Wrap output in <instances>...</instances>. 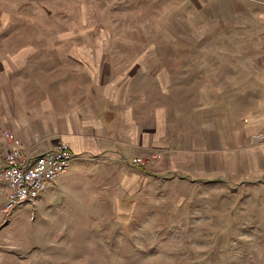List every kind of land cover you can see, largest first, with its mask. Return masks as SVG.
<instances>
[{"label": "rangeland", "instance_id": "obj_1", "mask_svg": "<svg viewBox=\"0 0 264 264\" xmlns=\"http://www.w3.org/2000/svg\"><path fill=\"white\" fill-rule=\"evenodd\" d=\"M90 72L130 105L146 95L206 126L197 168L135 194L101 165L80 166L89 181L66 174L54 195L45 186L6 214L0 201V264H264V128L247 121L264 93V0H0L2 113L32 115ZM3 134L2 160L30 156L40 139L24 149ZM62 145L72 154L61 140L50 150Z\"/></svg>", "mask_w": 264, "mask_h": 264}, {"label": "crops", "instance_id": "obj_2", "mask_svg": "<svg viewBox=\"0 0 264 264\" xmlns=\"http://www.w3.org/2000/svg\"><path fill=\"white\" fill-rule=\"evenodd\" d=\"M86 76L89 84L74 89V94L70 93V96H65L60 101L58 97H52L51 101L40 102L32 115L27 114L23 106V115L14 113L8 105H5L6 114L0 109V117L2 114L6 116L5 122L0 125L7 126L4 130L12 132L21 141L24 149L28 148L34 136L40 138L32 152L28 151V155L48 151L59 140L68 143L73 151V160L68 165V168L71 166L69 171L67 168L48 183L42 196L51 197L60 186L65 185L66 174L70 176L77 173L86 177L85 181H89L88 176L77 171L80 166L101 165L105 175L103 179L108 180L110 175L118 174L117 181L135 190V194L151 189L157 191L156 181H174L176 178L184 180L180 175L184 171L180 167L188 168L186 164L197 168L196 159L201 158L198 142L206 140V126L198 128L191 116L176 117L170 107L168 109L165 105L152 102L146 95L138 94L137 100L130 105L125 101L130 96L124 95L125 88L105 83V78L94 76L93 72ZM156 82L154 81V89ZM238 89L235 86L232 90L238 93ZM246 90L247 94L252 93L249 89ZM263 98L264 93L263 97H258L256 109H247L250 127L264 128ZM63 102L65 106L62 105ZM211 105L206 103L202 106H209L212 110ZM217 108L218 111L221 109L219 104L214 109ZM218 113V116L210 117L215 124L217 120L218 124H222L221 111ZM4 130H0V163H3V155L8 148L3 136ZM156 151L161 154V160L148 165V168L134 167L128 163L129 159ZM176 166L180 169L175 168ZM90 182L94 180L91 179ZM4 184L5 182L0 181V188H6ZM185 188L188 190L189 186ZM0 201L3 198L0 197Z\"/></svg>", "mask_w": 264, "mask_h": 264}, {"label": "built area", "instance_id": "obj_3", "mask_svg": "<svg viewBox=\"0 0 264 264\" xmlns=\"http://www.w3.org/2000/svg\"><path fill=\"white\" fill-rule=\"evenodd\" d=\"M15 151L0 163V181L6 184L0 189L4 214L22 202H33L48 183L67 170L73 157L64 145L28 157Z\"/></svg>", "mask_w": 264, "mask_h": 264}]
</instances>
